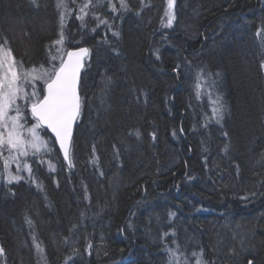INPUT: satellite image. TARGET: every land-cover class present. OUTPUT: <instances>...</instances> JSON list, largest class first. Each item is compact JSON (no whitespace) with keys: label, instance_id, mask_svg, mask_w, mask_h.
Returning a JSON list of instances; mask_svg holds the SVG:
<instances>
[{"label":"trees","instance_id":"1","mask_svg":"<svg viewBox=\"0 0 264 264\" xmlns=\"http://www.w3.org/2000/svg\"><path fill=\"white\" fill-rule=\"evenodd\" d=\"M63 1L67 5L64 47L66 50L76 45L89 48L80 94L83 103L90 102V107L96 108L84 132L79 124L76 126L73 142L76 145L82 131L85 146L93 140L99 144L92 157L80 155L73 146L74 168H69L51 138L52 159L58 157L54 174L47 176L40 172V163L29 153L32 174L27 180L8 184L0 176V246L6 250L0 264H38L33 238L48 259L56 264L63 259L67 261L72 252L62 251L64 240L69 239L64 229L78 223L77 213L87 212L78 209V204L95 216L99 226H104L106 240L115 237L117 248L110 242L108 254L112 252L120 260L123 256L118 257L119 252L126 255L132 244H138L135 240H144L147 230L160 235L161 223L146 213L147 208L160 200L156 195L146 200L142 187L145 185L146 190L153 191L156 182L164 191L183 161L190 162L186 180L194 184L191 190L198 193L199 202L192 204L190 193L174 195V191L165 194L161 202L181 217L183 211L187 212L186 222L193 225L195 215L209 212L220 197L236 198L221 225L227 222V217L238 218L236 211L246 213L240 221L252 232L253 238L248 240L253 252L237 257L239 261L230 259L229 264H247L253 257L254 264H264V177L258 165L264 159V68L261 67L264 0H176V20L171 28L161 22L165 11L160 13L157 5L164 0H128L130 10L117 12L111 11L108 0H93L94 6L83 26L76 17L84 0ZM112 2L119 8V0ZM152 2L155 8L149 12H159L160 18L148 23L146 15ZM57 3L58 0H0V44L7 41L6 46L25 68L46 64L49 58V46L61 30V8ZM93 13L107 20L111 27L99 24ZM156 30L169 31V35H156ZM113 32L120 35L114 36ZM156 49L160 51L159 60L154 55ZM177 65L178 73L172 71ZM201 70L205 80L215 81V87L201 89L197 99L195 83ZM95 74L101 75L100 82L91 78ZM107 77H111V83L106 86ZM42 88L41 85L38 89ZM218 95L225 108L221 123L211 118V101ZM21 105L24 107L23 102ZM25 112L28 124L32 118L28 108ZM137 129L141 134L139 139L130 135ZM39 130L49 136L43 129ZM153 132L155 140L151 137ZM205 148L217 150L216 159L210 158ZM84 158L90 160L87 170L91 175L81 181L84 186L81 202L70 193L67 179H73L77 165ZM120 159L124 164L121 174L116 171ZM174 163L178 166L171 170ZM3 172V158H0V173ZM202 177L212 182L215 196L211 197L198 181ZM57 187L59 190L55 191ZM228 189L234 190V198L228 197ZM77 190L80 191L78 184ZM75 199L80 203L76 204ZM50 206L57 210L47 213L50 223L46 232L41 229L44 237L40 230H34L35 224L29 225L27 221L31 214H39V210L46 212ZM219 226L196 221V234L190 237L197 238L195 252L203 250L209 254L214 250L213 236ZM170 240L158 249L155 260L160 264H166L164 260L169 259L166 247H175L173 240L179 244L178 237ZM179 246L181 252L191 256L181 241ZM85 262L88 259L77 255L66 264Z\"/></svg>","mask_w":264,"mask_h":264},{"label":"snow or ice","instance_id":"2","mask_svg":"<svg viewBox=\"0 0 264 264\" xmlns=\"http://www.w3.org/2000/svg\"><path fill=\"white\" fill-rule=\"evenodd\" d=\"M74 2L75 0H73ZM175 5L176 0H167V8L164 13L166 22L162 21L163 26L166 28H171L176 20ZM93 6V0H84L79 6V15L76 18L81 21L82 26L85 17L89 15V10ZM108 6L112 12L130 10L128 0H119V8L112 0H108ZM57 7L67 9V5L63 3V0H58ZM93 16L99 24L111 27L107 20L95 16L94 13ZM64 19L65 13L62 12L60 16L61 30L58 33V38L49 46V58L46 64L42 63L33 65L31 68H25L23 62L15 58L12 49L6 46L7 41L0 44V158H3L4 168V172L0 173V176L6 178L8 184L23 180L24 177L20 175L22 171H27L31 176V166L27 163H21L20 158L27 157L29 151L36 155L47 147L38 131L43 127L54 133L63 151L64 159L68 162V167L72 168L74 166L72 156L73 125L82 112L83 100L80 94V76L85 57L89 55V49L79 48L75 51L65 49ZM113 35L119 36L120 33L113 32ZM257 35H260V33L258 32ZM53 48L55 54H52ZM154 55L157 60L161 58L159 49L155 50ZM179 67L177 65L172 71L178 73ZM261 67L264 68V63L261 64ZM216 75L219 76V73ZM38 81L43 84L42 90L37 88ZM110 83L111 77H107L106 86ZM206 86L214 88L215 81L205 80V74L201 70L196 76L195 83L197 99L202 94L201 89ZM21 102H23L24 107H22ZM211 103L213 105L211 118L215 119L216 123H221L225 111L222 97L218 95ZM25 108L30 110L32 118L36 121L30 127L26 126L25 123L27 119ZM205 126L207 127V125ZM131 134H134L137 139L141 135L138 129ZM224 135L227 136V133H224ZM151 137L155 140L156 133H151ZM113 147L116 146L113 145ZM228 149L229 146L226 144L224 151L227 152ZM93 151L95 152V146H93ZM5 152L7 156L4 155ZM116 156H119L118 149ZM13 163L16 164L15 173L10 170ZM85 198L87 199V197ZM169 215L174 216L175 213ZM27 222L29 225L32 223L30 220ZM164 235L168 236L169 233L166 232ZM172 235L174 236L175 233L173 232ZM172 243L176 246L166 247L165 249L169 256L167 264H207L203 260V250L199 253L192 252L189 257L181 252V248L175 240ZM34 247L37 250L38 257H40L43 249L38 243H35V238ZM88 247L91 248V244ZM5 253V248L0 246V258L4 257ZM182 257L183 259H181ZM254 260V257L248 259L247 264H254Z\"/></svg>","mask_w":264,"mask_h":264},{"label":"bare ground","instance_id":"3","mask_svg":"<svg viewBox=\"0 0 264 264\" xmlns=\"http://www.w3.org/2000/svg\"><path fill=\"white\" fill-rule=\"evenodd\" d=\"M64 3V1H63ZM160 9V13L162 11H165L167 8V0H164L163 3L161 2L159 5H157ZM155 8V4L154 2H152L150 4V6H148V12H147V22L151 23L153 22V20L157 21L160 18V14H159V18L157 17V14L159 12H154V13H150L153 9ZM65 8H61V13H65ZM150 11V12H149ZM145 15V14H142ZM142 15H140L142 17ZM60 17V16H59ZM162 19L161 22H166V17L164 16V14L161 16ZM74 33L77 34V30H74ZM156 35H160L162 37H168L169 35V31H164V30H156L155 31ZM84 45H76V46H71L70 48H79L82 47ZM114 53V52H113ZM91 78L95 79L96 82H100V78L101 75L100 74H95L93 77L91 76ZM87 84V82H86ZM87 87V86H86ZM88 89V92L91 93L90 89L87 87L86 90ZM89 98V96H87V99ZM92 100V99H91ZM92 103L89 102V105H87L86 102L83 103V107H82V112H81V116L79 117V119L76 121L75 124V128L76 126L79 124V128H81L83 130V132L85 131V129L87 128V126L90 124L89 123V116L90 114H93L95 112V107H90ZM264 119V117H263ZM82 132V131H81ZM79 133V141L75 142L72 141V147L76 146V148H78V153L82 156L85 155H91L90 157H92L94 155V151H93V146H95V151L98 147L99 142L97 140H93L88 142L87 146L84 145V143H82V133ZM218 139V138H216ZM199 151H201V148H199ZM206 149V148H205ZM57 151L59 152V154L61 155L60 151L57 148ZM205 151H208L206 154L213 159H216V151L214 150L212 151L211 148L206 149ZM213 152V154H212ZM53 154V151H52ZM211 154L213 155V157L211 156ZM36 158V160L40 163H42V161H40V157H37V155L34 156ZM62 157V156H61ZM77 158V156H75ZM189 157V156H188ZM54 160L52 159V163L54 168L51 170V172H48L46 168H44L41 165V168H39L40 172H44L45 175L48 176V174H54V172L56 171L55 168V163L57 162L58 157L54 156L53 157ZM88 158H84L82 160V163L77 165L75 172L73 173V179H67L68 180V188L69 191L72 195L75 196L76 199H78V201L83 202V184L81 183L82 179H84L85 177H87L89 179L90 177V172L87 170L89 168V164H90V160H87ZM183 166H178L177 163H174L173 166L171 167V170L173 168H179L176 169L178 170L177 172H174V175H172L171 178V182L168 184L167 188H165V190H161L162 187H159V185L155 182L153 185V191H149L146 190L145 185L142 187V193H143V197H145L146 200H150L152 199L153 195L157 196V199L159 198V202H155L152 205V208H147L146 213H149L152 216H154V219L157 222L161 223L160 225V232L158 235L157 233H155L154 231L152 232L151 230H147L146 235H144V240L142 241L141 239H137L135 240L136 243L138 244H132V246L130 247V249L127 251V254H122L121 252H119L118 257L119 256H123L120 260L117 259V256L115 254H113L110 250H108V246L109 244H111L110 242H112L111 245H113L115 248H117V243L115 242V237H113V239H107L104 236V232L102 231V229L104 228V226H99L97 222H95V216H92L89 211L87 209H85L83 207V205L78 204V206H80L78 209L87 211L85 214H81V213H77V221L78 223H76V225H70L68 228H65V235L68 237L69 239H65L64 243L62 245V251H64L65 249L72 252V255L70 256V258L67 261H71L77 256L79 255L81 258L84 259H88V262H85L86 264H160V262H158L157 260H155V258L158 256V249H160L161 244L164 243V241H171L170 239L178 237L179 241L178 243L183 244L186 249V251L188 253H192L195 252L196 250H194L198 244L197 238L196 239H192L190 237H192L195 233V223L197 221L198 222H211V223H216L217 226L221 225V223H223V218L225 215H227L228 210L230 209V207H232L234 205V203L236 202V198L235 199H227V196L224 197H220L219 202L213 206L209 212H206V214L204 215H199L198 213L195 215V219L193 221V225L186 222V218H187V212L183 211V217L179 216L176 212H174L172 210V208L166 204H163L161 202V199L163 198V196L169 195L171 193V191H174L173 194L175 195L177 193V195L181 192V193H190V201L192 204H196L199 201H197L196 195L198 194L196 192V194H193L195 192H192L191 188H193L194 184H190L186 179H187V175H188V171L190 168V162L189 161H183ZM259 164L260 165V169H262V177H264V159H260L259 160ZM114 163V162H113ZM109 168V166H107ZM182 167V168H180ZM74 168V166L72 167ZM96 168V165H95ZM116 169V168H115ZM124 169V164H123V159H120L119 163H118V167L116 169V171L121 174L122 171ZM104 176V174H103ZM103 179V178H102ZM198 181H200L202 183V186L204 187V189H208V192L211 194V197L215 196L216 193L213 189V184L212 182L206 178V177H202L200 179H198ZM77 184L79 185L80 191L77 190ZM59 187V186H58ZM54 188L55 191H58L59 188ZM202 187V188H203ZM230 196V198H234V190H230L228 189V191ZM73 196V197H74ZM75 199L76 204L80 203ZM185 205L188 207L189 206L187 203H185ZM55 210H57V207H46V212H43L41 210H39V214H34V215H30L28 216L30 218V220L32 221L33 224H35L34 230H40V234L43 235L44 237L45 234L41 232V229L46 232V230L49 228V226L47 227V225L50 223V221H48V212L49 213H53L55 212ZM142 210V209H140ZM144 212V210H142ZM170 213H175L174 216L169 215ZM236 215H238V218H233V217H227V223L231 222L230 225H235V224H242L244 225L243 221L240 220H244L246 213H242L239 211H236ZM68 226V225H67ZM49 232V231H48ZM169 233L168 236H165L164 233ZM175 233V235L173 236L172 233ZM33 234H35L34 232H32ZM36 236V234H35ZM33 238V237H32ZM190 238V239H189ZM34 239V238H33ZM189 239V240H188ZM91 244V248L88 247V245ZM250 244H246V246L244 247V250L238 251L236 253H225L223 252V250L217 251L215 248L214 250L210 251V253L208 254L207 252H203V258L206 262L210 263V264H229L230 259H234L235 261H239V258L243 255L246 254H250L253 252V249L249 248ZM115 250V249H114ZM160 251V250H159ZM227 251V250H226ZM233 251V250H232ZM230 251V252H232ZM46 253V252H45ZM45 253H42V255L38 258H36V260L38 261V264H47L48 262L52 261V263L56 264L57 262H55L53 259H48V257L46 256ZM161 253L159 252V255ZM243 254V255H242ZM239 257V258H237ZM67 261L61 260L58 262V264H66ZM164 262L167 264L168 260H164ZM32 264H34L32 262Z\"/></svg>","mask_w":264,"mask_h":264},{"label":"rangeland","instance_id":"4","mask_svg":"<svg viewBox=\"0 0 264 264\" xmlns=\"http://www.w3.org/2000/svg\"><path fill=\"white\" fill-rule=\"evenodd\" d=\"M43 86L42 82H37V88L40 86ZM31 91V89H29ZM29 114V113H28ZM30 115V114H29ZM31 116V115H30ZM32 118V117H31ZM26 123V121H25ZM36 121L32 118V122L26 124V126H31L32 124H35ZM40 136L42 139L46 142L47 147L42 149L37 155V157H40V161H42L41 165L47 169L48 172H51V170L54 168L52 163V151H53V143L51 138L48 135L42 134L40 130L38 129ZM30 154H32L31 151H29ZM7 156V153L4 154ZM21 163H27L29 164L28 156L27 157H21L20 158ZM30 165V164H29ZM10 170L15 173L16 171V164L13 163L11 165ZM24 177L23 180H27L29 173L27 171H22L20 173ZM231 222H226L225 224H222L217 228L215 231V235L213 236V239L215 240L214 248L220 252V250H223L225 253H236L238 251L244 250V247L246 244L251 243L252 232L249 231L246 224H235L230 225ZM250 241V242H249ZM227 250V251H226ZM233 250V251H232ZM232 251V252H230Z\"/></svg>","mask_w":264,"mask_h":264},{"label":"water","instance_id":"5","mask_svg":"<svg viewBox=\"0 0 264 264\" xmlns=\"http://www.w3.org/2000/svg\"><path fill=\"white\" fill-rule=\"evenodd\" d=\"M79 48H87V49H88L87 46H82V47H79ZM79 48H70V49H68V50L75 51V50H78ZM88 56H89V55H88ZM88 56L85 57V60L88 58ZM85 60H84V63H85ZM83 68H84V67H83ZM83 68H82V70H81V73H82V71H83ZM80 77H81V76H80ZM30 114H31V113H30ZM75 124H76V122H75L74 125H73V135H74ZM43 128H44V129H45V130H46V131L52 136V138H53L54 141H55L56 147H57L58 150L60 151L61 156H62L63 160L65 161L63 151L61 150L60 145H59L58 141L56 140V137H55L54 133H52L51 130H50V129H47L46 127H43ZM72 140H73V136H72ZM65 163L68 165V162H67V161H65Z\"/></svg>","mask_w":264,"mask_h":264}]
</instances>
